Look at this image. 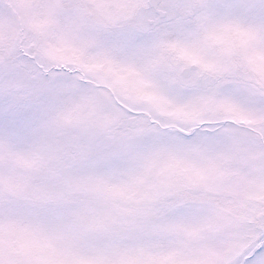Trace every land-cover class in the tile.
Listing matches in <instances>:
<instances>
[{
  "label": "snow or ice",
  "instance_id": "1",
  "mask_svg": "<svg viewBox=\"0 0 264 264\" xmlns=\"http://www.w3.org/2000/svg\"><path fill=\"white\" fill-rule=\"evenodd\" d=\"M0 264H264V0H0Z\"/></svg>",
  "mask_w": 264,
  "mask_h": 264
}]
</instances>
